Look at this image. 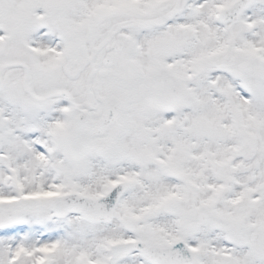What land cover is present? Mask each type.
I'll return each instance as SVG.
<instances>
[{
	"label": "snow or ice",
	"instance_id": "1",
	"mask_svg": "<svg viewBox=\"0 0 264 264\" xmlns=\"http://www.w3.org/2000/svg\"><path fill=\"white\" fill-rule=\"evenodd\" d=\"M0 264H264V0H0Z\"/></svg>",
	"mask_w": 264,
	"mask_h": 264
}]
</instances>
